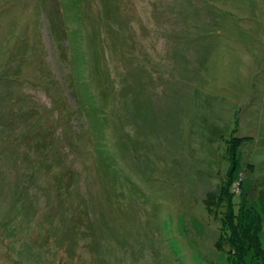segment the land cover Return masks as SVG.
Segmentation results:
<instances>
[{
	"label": "rangeland",
	"instance_id": "rangeland-1",
	"mask_svg": "<svg viewBox=\"0 0 264 264\" xmlns=\"http://www.w3.org/2000/svg\"><path fill=\"white\" fill-rule=\"evenodd\" d=\"M238 138L264 249V0H0V264H229Z\"/></svg>",
	"mask_w": 264,
	"mask_h": 264
},
{
	"label": "trees",
	"instance_id": "trees-1",
	"mask_svg": "<svg viewBox=\"0 0 264 264\" xmlns=\"http://www.w3.org/2000/svg\"><path fill=\"white\" fill-rule=\"evenodd\" d=\"M242 141V138H238L229 142L227 151L232 157L226 178L217 193L206 195L205 202L208 213L215 215L221 222L216 248L218 250L227 248L229 264H247L248 257L252 264H264V249L260 244L263 219L254 207H247L243 202H235V195H242L241 180L237 183L239 193L231 191L234 183V156Z\"/></svg>",
	"mask_w": 264,
	"mask_h": 264
},
{
	"label": "built area",
	"instance_id": "built-area-1",
	"mask_svg": "<svg viewBox=\"0 0 264 264\" xmlns=\"http://www.w3.org/2000/svg\"><path fill=\"white\" fill-rule=\"evenodd\" d=\"M236 190H238V189H235V192H236Z\"/></svg>",
	"mask_w": 264,
	"mask_h": 264
}]
</instances>
